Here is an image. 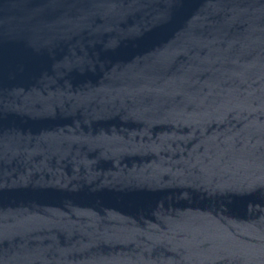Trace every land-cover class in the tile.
Segmentation results:
<instances>
[{
    "label": "water",
    "instance_id": "1",
    "mask_svg": "<svg viewBox=\"0 0 264 264\" xmlns=\"http://www.w3.org/2000/svg\"><path fill=\"white\" fill-rule=\"evenodd\" d=\"M0 264H264V0H0Z\"/></svg>",
    "mask_w": 264,
    "mask_h": 264
}]
</instances>
